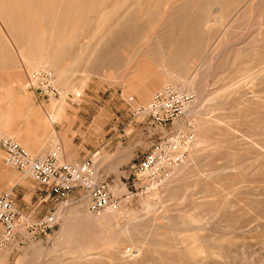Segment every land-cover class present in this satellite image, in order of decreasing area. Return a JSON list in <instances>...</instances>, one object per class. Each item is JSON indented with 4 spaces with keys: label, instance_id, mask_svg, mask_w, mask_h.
<instances>
[{
    "label": "rangeland",
    "instance_id": "obj_1",
    "mask_svg": "<svg viewBox=\"0 0 264 264\" xmlns=\"http://www.w3.org/2000/svg\"><path fill=\"white\" fill-rule=\"evenodd\" d=\"M16 2L9 0V5ZM101 3L110 9L114 1ZM248 3L233 11L235 24L233 17L212 24L216 18L202 12L212 25L198 30L197 36L207 40L199 57L186 60L188 74L183 77L195 78V86L183 92L194 96L195 111L211 113L203 116L198 128L193 115L184 114L175 123L194 136L195 152L191 157L192 143L186 160L156 190L141 189L136 167L169 130L135 112L164 88L177 90L172 81L180 79L157 65L150 56L152 48L146 51V46L145 50L139 46L154 33L145 22L161 14L145 8L133 16L121 11L102 28L103 12L89 5L77 17H59L50 44L56 47L61 65L73 71L66 87L59 85L47 65L30 69L15 54L22 51L26 56V47L17 42L21 35L11 31L15 18L9 17L12 44L0 36V138L15 140L32 159L57 152L62 163L91 160L97 181L108 183L116 197L130 192L133 198L117 211L94 216L80 188L62 202H44L35 212L36 199L29 202L24 197L21 201L24 208L28 203V210L22 212L23 221L32 231L18 230L12 244L0 250V264H117L107 256L115 242L126 238L119 234L125 226L138 230L133 239L143 243L140 264H264V17L262 10L251 9ZM124 21L140 27L135 43L118 38ZM228 40L232 42L225 44ZM247 40L252 42L242 45ZM227 45H234L233 50ZM215 53L223 55L211 67ZM42 67L51 71L60 98H49L31 86L30 76ZM141 89L152 91L146 100L133 92ZM47 118L54 122L51 147L32 154L16 133L23 132L28 142L39 147ZM59 140L74 154L72 161L61 156ZM23 179L21 172L5 163L0 147V193L11 192L13 197V185ZM169 181L176 188L167 196L164 189ZM27 182L25 192L38 194L37 184ZM52 213L55 226L43 230L40 222ZM171 222L177 225L171 228ZM8 249L9 254H3ZM88 254L96 259H88Z\"/></svg>",
    "mask_w": 264,
    "mask_h": 264
},
{
    "label": "bare ground",
    "instance_id": "obj_2",
    "mask_svg": "<svg viewBox=\"0 0 264 264\" xmlns=\"http://www.w3.org/2000/svg\"><path fill=\"white\" fill-rule=\"evenodd\" d=\"M15 1H17L16 4L9 5V0H0V36H2V38L5 40L7 44H12L11 41H10L11 43L9 42L10 39L9 30L12 29L11 31L21 35L20 40L19 41L17 40V42L23 44V46L26 47V56L22 51L21 52L16 51L15 54L16 55L18 54L20 56V59H23L27 67L30 69L37 68L41 64H45L48 67H50L55 73V75H57L58 83L61 87L67 86V83H69L68 81L70 79V75H72L73 71L70 70L67 66L61 65L60 59L55 51L56 47L54 48L51 47L50 41L53 38V33L55 29H57L58 27L56 26V24L58 25V22H56V20L62 16L67 17V15L69 14L77 17V15L81 12L82 8L86 7L87 5H89V8H93L99 12L101 11L103 12L102 14L103 16L99 23L100 28L106 26L110 22L111 18L113 16L118 15L121 11H127L128 13H130V15L133 16L135 13H141L140 12L141 8H145L146 11L149 9L152 10L156 9V11L161 14V16L151 21L145 22L148 25L149 31L152 32V30H154L153 31L154 33L152 32L153 33L152 35L149 33L151 36L149 38H146L145 40H142L139 46H141L142 49L144 48V50L146 46V48H148L146 51H149L152 48L153 52L150 53V56L152 57V59H154L157 62V65L160 68L165 69V72H167L169 75L172 76L174 74L175 75L177 74L179 76L180 79H178V83L174 82V80L172 81V83H174L177 88V90L176 89L175 90L178 92H183L184 91L183 88H188L191 91L194 90L195 78L193 77L185 78L183 77V75L187 76L188 74V70L185 69L186 60L192 57L193 58L199 57L202 49L205 48L203 46L207 39L203 36H199V35H198L199 37L197 36L199 29L201 28H203L204 30L208 29L211 27L212 24L216 25L224 21L228 17L230 18L233 17L234 16L233 11L237 7H239V5L245 6V4L248 2H249L248 3L249 7L251 9L262 10L260 17H264V0H113L114 3L112 5L111 3L109 4L110 9H108L107 6L103 4L105 1L101 3L102 0H15ZM87 1L88 3H86ZM57 3L59 4L62 3L63 5H57ZM59 7H63L64 10H61ZM203 10H205L204 12H206L207 10L208 15L210 16L212 15L213 17L216 18L215 21L212 22V24L208 18L209 16L207 15V13H206L207 16L206 15L204 17L202 16L204 13ZM48 16H50L52 19H48L47 18ZM9 17L15 18L14 22H11L10 25L11 27L9 26V19H10ZM233 20L234 21L232 23L235 24V21H237L236 16L233 17ZM235 26H237V23ZM59 28H62V25ZM119 29L120 30L117 32V35L118 38L123 40V43H129V44L135 43L136 39L140 37L139 32L141 29L139 26H136L135 24L132 27L128 25V22L124 21ZM129 29L132 30V32L129 31ZM6 30H8V33L6 32ZM59 36L61 37V35ZM53 41L56 40L54 39ZM61 41L62 40H60V42ZM229 41L231 40H228V42L226 41L224 43L225 44L229 43ZM233 41L236 42V40ZM240 41H238L239 44ZM251 42L252 41L247 40L246 42H243L242 45L244 44L247 46ZM238 43H234V45ZM227 46H228V48L226 47L227 49L233 50L232 45L231 46L227 45ZM157 50L159 51L165 50L166 53L165 52L160 53ZM222 55L223 54L220 55L219 53L218 54L215 53L212 56L211 67L215 63H217V61L219 60V58H221ZM226 59L229 60L230 57ZM151 61L153 62V60ZM26 76L27 78H29L27 73ZM31 76L29 78L30 83H31ZM54 87H56L55 81H54ZM154 89L156 90L157 88ZM130 90H132V88ZM133 92H136V94L139 95L140 99L146 100L152 91L151 90L149 91L147 89H141L139 91H133ZM195 108H196L195 105L192 104L191 107L187 108L185 115L186 118H190V116L193 115L194 118L196 119V125L198 128L203 125L201 121L203 120V116L206 115L208 112L195 111ZM175 128L177 130H180L181 132H183L184 130L181 124L175 125ZM17 140L21 141L22 138L19 137L17 138ZM58 144H60L61 147L63 148L61 152V156L63 157V159L66 161H72L75 157L74 154L72 152L66 151L64 144L61 143L60 140L58 141ZM195 146L196 143H193L190 146L192 148L190 153L191 157H193V154L195 152L194 149ZM54 153H56L57 156L59 155L57 152ZM191 157H190V162H192ZM59 163L62 162H60L59 160ZM170 176L171 174L169 175L167 180L170 178ZM167 180L165 181V184ZM175 188L176 187L172 185V182L169 181V184H167V187L164 189V192L168 194L167 196H170L171 193L173 194L172 191H174ZM9 189L10 187L8 188V190ZM110 212H114V211H110ZM25 225L26 224L23 221L19 229L23 230V227L25 228ZM176 225L177 224L175 222H171V228L175 227ZM119 234L120 235L126 234V238H124L119 242H115L116 244H114L111 255L107 256V258L116 260L117 264H140L143 243L137 242L133 239V236L138 234V230L136 228H130L129 226H125L122 229V231H120ZM127 240L131 244L130 247L125 246L124 241ZM3 254H6V252ZM88 255H89L88 259H96V258H92L91 254Z\"/></svg>",
    "mask_w": 264,
    "mask_h": 264
},
{
    "label": "built area",
    "instance_id": "obj_3",
    "mask_svg": "<svg viewBox=\"0 0 264 264\" xmlns=\"http://www.w3.org/2000/svg\"><path fill=\"white\" fill-rule=\"evenodd\" d=\"M31 86L49 98H60V92L54 87V77L50 70L42 67L31 76ZM129 101H133L130 98ZM194 96L186 92H178L166 87L156 93L136 114L148 116L155 125L167 126L169 130L149 150L136 167L137 181L141 189L156 190L165 184L171 172L187 158L189 146L194 142L191 132H181L175 123L184 117ZM0 147L5 154V163L19 170L25 178H29L45 190V197L40 203L66 200L77 188L86 192L88 209L94 216L105 212L117 211L127 205L133 194L127 192L114 196L108 183L97 181V173L91 160L81 163H59L56 153L52 152L42 158L32 159L27 152L11 138H0ZM23 213L16 207L11 192L0 193V250L6 249L16 239ZM39 226L49 230L55 226V215L43 219ZM25 230L32 227L25 225Z\"/></svg>",
    "mask_w": 264,
    "mask_h": 264
},
{
    "label": "crops",
    "instance_id": "obj_4",
    "mask_svg": "<svg viewBox=\"0 0 264 264\" xmlns=\"http://www.w3.org/2000/svg\"><path fill=\"white\" fill-rule=\"evenodd\" d=\"M50 111V110H49ZM50 114H52L51 113V111H50ZM49 114V115H50ZM48 115V114H47ZM48 119V124H46V126H45V128L47 129V127H51L50 128V130H49V132L47 133H44L45 131H47L46 129L44 130L43 129V131H42V135L40 136V138L43 140L42 141V143L40 144V146L39 147H34L33 145V143H31V142H28V139H27V137L24 135V134H22L23 132H20L19 134L18 133H16L19 137H21L22 138V140H23V145L25 146V147H27V149L32 153V154H43V153H45L47 150H49L50 149V147H51V145L50 144H48V142H49V138L51 137V132L53 131V128H52V124L54 123H51L50 121H49V118H47ZM54 132V131H53ZM17 136V137H18ZM43 157V156H42ZM27 181H30V182H32L33 184H35L36 185V183L34 182V181H32L31 179H28V178H25V179H23L21 182H18V183H15L14 185H13V190H12V192H13V199H14V202H15V204H16V206L21 210V212H25V211H27L28 210V203L26 202V205H25V207L26 208H24V203L21 201V200H23L24 199V197H27V199H29V202H33V200L34 199H36V201L34 202V207H33V211L35 212V211H38L39 209H40V207L44 204V203H40V199H41V197H43L44 195H45V191L43 190V188H41L40 186H38V185H36V187H37V190H38V194L36 193V191H33V193H30L29 191H28V193H26L25 192V186L27 185ZM17 184V185H16ZM46 203V202H45ZM48 203V202H47ZM46 203V204H47ZM9 247V246H8ZM7 247V248H8ZM6 248V249H7ZM7 254H9V249L6 251V254L5 255H7Z\"/></svg>",
    "mask_w": 264,
    "mask_h": 264
}]
</instances>
